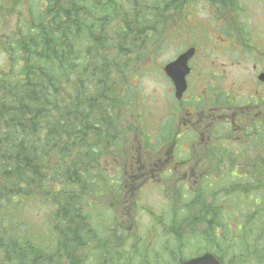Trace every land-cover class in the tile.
<instances>
[{"label": "trees", "instance_id": "1", "mask_svg": "<svg viewBox=\"0 0 264 264\" xmlns=\"http://www.w3.org/2000/svg\"><path fill=\"white\" fill-rule=\"evenodd\" d=\"M239 5L28 0V18L9 40L7 63L0 65V264H86L94 261L85 251L104 254L92 245L97 232L84 204L99 200L111 209L116 199L122 201V189L91 168L105 155L98 143L117 142L127 120L123 109L134 100L127 96L128 78L140 74L145 56H153V40L163 45L164 34L191 27L198 6L212 9L220 21L227 15L236 21ZM241 178L264 196V171L255 179ZM29 206L37 210L30 216L35 223L27 217ZM44 207H50L47 234L39 224ZM262 236L256 233L255 245L249 243L260 256L257 264H264L257 245Z\"/></svg>", "mask_w": 264, "mask_h": 264}, {"label": "rangeland", "instance_id": "2", "mask_svg": "<svg viewBox=\"0 0 264 264\" xmlns=\"http://www.w3.org/2000/svg\"><path fill=\"white\" fill-rule=\"evenodd\" d=\"M236 1L240 3L239 8H242L243 14L239 11L236 14V21L228 17L229 15L225 16L226 20L231 21L228 27L234 30L235 22L240 26L243 24L245 32L252 35V46L260 50L255 40L262 42L260 38L264 37V0ZM27 3L28 0H0V65L7 63L6 47L9 40L12 36H17L23 19L28 18ZM210 8L214 9L212 6ZM192 11L191 27L182 30L180 35L168 34L169 32L167 35L164 34L163 45L159 38L153 40L156 42L153 56H145V62L140 67L142 69L140 74L133 73L128 78L130 96L129 94L127 96L130 99L134 97V100L128 108L123 109L127 120L122 122L118 134L120 137L112 144L98 143L105 155L91 168L93 174L105 175L108 181L110 176L116 183L122 180V172L125 170L129 172L133 170L139 177L137 188L130 187L132 190L126 188V202L121 208L112 205L111 209H105L104 203L101 205L99 200H88L85 204L83 203L84 212L90 214L89 220L97 232L92 245L104 253H94L93 248L85 251L94 261V263L86 264H112L110 261L113 260H116L118 264H144L152 261L156 263L151 264H159V261L162 264L166 262L171 264L169 262H172L177 255L191 258L207 250L223 255L224 261L230 264H234L232 261L239 259L257 258L251 253L253 250L245 249L244 244L245 240L255 245V240L252 237L241 239L239 235L243 230L240 223H245L239 217H253L252 214L255 215L256 210H250L247 206L242 207L241 204L235 203L237 195L234 190L224 191L228 186L227 173H224V176L210 173L208 180L214 185L206 188L204 185L207 178L202 180L200 186H197L194 184V175L190 171H188L190 181L184 173L180 176L176 171L190 170L189 163H193L195 157L203 163L208 162V167H211L213 156L214 159L218 157L215 153L217 149H223L225 155L240 152L241 167H246L253 144L248 137L251 132L239 133V140L242 139L240 142L227 138L222 146H217L216 143L223 140L224 130L221 127V121L224 119L220 120V115L213 114L211 124L214 123V125H209L208 129L213 128V130L206 133L204 126H200V122L195 121L194 117L198 115L195 108L198 110L210 108L208 88L214 96L223 92L224 98L227 97L226 100L234 102L242 97L250 100L254 96H263L264 83L262 85L258 79L264 74V58L257 60L258 56L254 57L252 53L244 55L245 43L239 46L235 40L221 39L218 31L220 20L216 18L215 12L212 13V9L198 6ZM210 15L214 18L213 20L210 19ZM259 32L261 34L257 35ZM151 43L152 41H149L150 47ZM192 45L197 47V55L193 61L194 73L189 78L191 79L189 91L185 101L176 103L177 106H175L173 88L163 74L162 68ZM260 46L263 47L264 44ZM262 50L264 53V48ZM110 54L113 55L115 52ZM200 96H205L204 104L199 101ZM204 111L209 112V110ZM173 113L176 116H173ZM184 118H192V120L194 118V122L186 124L183 121ZM208 122L210 124L209 120H205V127ZM228 124L229 122L227 127ZM126 128H129L128 131ZM234 133L229 131V135ZM214 145L217 147H213L214 151L211 153ZM165 148L166 158L169 160L158 169L157 166H153L155 162L151 161L156 158V153L159 155V152L164 151ZM80 152H82L81 149ZM208 155H210L209 160ZM233 161L230 158V161L225 159L223 162L226 172L228 167L233 166ZM147 162H149L148 169H144L141 164L144 165ZM202 168H204L203 164ZM222 168L223 166L215 170ZM98 179L101 178L98 177ZM118 186L122 187L119 184ZM121 189L119 188L120 193ZM217 192L220 193V198H225L221 204L227 210L220 227L210 230L208 228L205 232H202L199 226L196 227V231L191 230L189 217L190 215L193 217L196 212L197 202L205 199V204L209 206ZM194 199L196 202L192 203ZM135 201H138L137 204H132ZM95 205L101 206L96 208ZM213 208L218 210L217 206ZM204 209L209 210L206 205ZM43 211L45 219L39 220L40 230L43 229V232L47 234L46 220L50 216V207H44ZM36 212L35 207L29 206L27 216L33 218ZM122 212L129 215H126L124 221L120 216ZM97 220L100 222L98 227L94 224ZM107 221L113 226L106 225ZM233 222H240L233 228L237 236H233L232 230L227 227L228 223ZM250 228L251 233L263 235L257 245L264 250V216L256 219L255 215L253 226Z\"/></svg>", "mask_w": 264, "mask_h": 264}, {"label": "water", "instance_id": "3", "mask_svg": "<svg viewBox=\"0 0 264 264\" xmlns=\"http://www.w3.org/2000/svg\"><path fill=\"white\" fill-rule=\"evenodd\" d=\"M193 50H189L181 55L176 61L168 64L165 67V72L170 77L176 87L177 96L180 97L186 89L185 75L189 73L187 62L193 54ZM216 258L212 255H204L203 257L193 259L183 264H219L216 263Z\"/></svg>", "mask_w": 264, "mask_h": 264}, {"label": "flooded vegetation", "instance_id": "4", "mask_svg": "<svg viewBox=\"0 0 264 264\" xmlns=\"http://www.w3.org/2000/svg\"><path fill=\"white\" fill-rule=\"evenodd\" d=\"M239 109H245L244 112H243L244 116L250 114V112L257 111V113H253L252 114V117L256 118L259 115H261V118L263 119L264 118V96H260V97L257 96L255 98V102L253 103V105L248 104V105H246L245 107H242V108L238 107V111H239ZM246 109H248V110H246ZM196 112H198V111L196 110ZM220 112L224 113V108H221ZM208 115H209V113L201 112L200 114L196 115L194 118H195V121H199L200 122L199 124H201V123L205 122L204 120H208ZM190 116H191V114H190ZM194 118H193V120H192V118H189V119L185 118L183 120H184V123L187 124V122H189L191 124L192 122H194ZM208 125H209V123H208ZM204 130L208 131L206 129L205 125H204ZM163 156H165V155H163ZM166 159H158L157 161L161 165H163L164 163L168 162V160H169V159H167V160Z\"/></svg>", "mask_w": 264, "mask_h": 264}, {"label": "bare ground", "instance_id": "5", "mask_svg": "<svg viewBox=\"0 0 264 264\" xmlns=\"http://www.w3.org/2000/svg\"><path fill=\"white\" fill-rule=\"evenodd\" d=\"M202 64V63H201ZM214 64V63H213ZM207 66V65H206ZM264 67V66H263ZM202 68V67H201ZM262 69V68H261ZM201 70V69H200ZM262 72V71H261ZM260 74V73H259ZM207 76V75H206ZM209 76V75H208ZM214 79V78H213ZM189 80H191V79H189ZM245 107V106H244ZM175 123V122H174ZM174 126V125H173ZM175 129V128H174ZM173 129V130H174ZM224 132V131H223ZM173 133V132H172ZM172 135V134H171ZM219 141V140H218ZM221 141V140H220ZM167 143H169V142H167ZM215 144V143H214ZM226 144V143H225ZM161 145V144H160ZM217 147V146H216ZM215 147V148H216ZM235 147V146H234ZM236 148V147H235ZM223 150V149H222ZM149 159V158H148ZM234 162V161H233ZM233 162H231V164L233 163ZM165 169V168H164ZM261 182V181H260ZM258 183V182H257ZM203 184V183H202ZM264 185V184H263ZM159 195V194H158ZM140 199V198H139ZM138 202V201H137ZM185 203V202H184ZM134 216V215H133ZM138 223V222H137Z\"/></svg>", "mask_w": 264, "mask_h": 264}]
</instances>
